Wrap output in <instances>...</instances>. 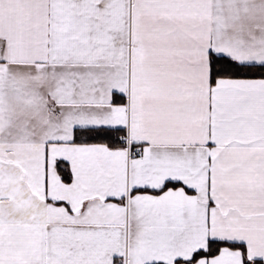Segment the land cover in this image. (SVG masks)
Masks as SVG:
<instances>
[{"label": "snow or ice", "instance_id": "6c2138e0", "mask_svg": "<svg viewBox=\"0 0 264 264\" xmlns=\"http://www.w3.org/2000/svg\"><path fill=\"white\" fill-rule=\"evenodd\" d=\"M0 264H264V0H0Z\"/></svg>", "mask_w": 264, "mask_h": 264}]
</instances>
